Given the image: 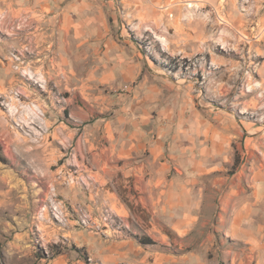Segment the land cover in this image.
<instances>
[{"label": "rangeland", "instance_id": "rangeland-1", "mask_svg": "<svg viewBox=\"0 0 264 264\" xmlns=\"http://www.w3.org/2000/svg\"><path fill=\"white\" fill-rule=\"evenodd\" d=\"M23 1L37 13L0 28V264H230L244 246L213 227L169 231L156 200L125 187L120 117L131 106L169 126L205 116L264 136V0H74L157 78L139 103L106 82L111 40L71 37L56 0H0V17ZM248 149L235 139V164Z\"/></svg>", "mask_w": 264, "mask_h": 264}, {"label": "crops", "instance_id": "crops-1", "mask_svg": "<svg viewBox=\"0 0 264 264\" xmlns=\"http://www.w3.org/2000/svg\"><path fill=\"white\" fill-rule=\"evenodd\" d=\"M56 2L64 8L61 22L66 24L63 28L70 27L71 37L111 40L107 84L127 88L126 94L136 98H129V103L146 99L158 80L148 74L143 61L128 57V48L112 40L117 32L99 31L88 6L80 9L78 1ZM130 108L120 117L124 124L120 134L129 136L130 141L119 152L125 187L142 198L156 200V214L164 216L167 230L181 234L194 227L199 232L213 227L225 240L246 248L226 252L230 264H264V136L251 137L248 131L222 122L211 126L205 116L191 119L185 126L181 120L169 126L164 113L134 117L127 113ZM195 122L196 127L191 126ZM237 137L249 147L245 153L253 156L239 164L234 163L230 150ZM195 138L197 148L193 149L195 145L188 144ZM204 239L207 244L212 240L209 233ZM219 243L224 244L222 236Z\"/></svg>", "mask_w": 264, "mask_h": 264}, {"label": "bare ground", "instance_id": "bare-ground-1", "mask_svg": "<svg viewBox=\"0 0 264 264\" xmlns=\"http://www.w3.org/2000/svg\"><path fill=\"white\" fill-rule=\"evenodd\" d=\"M47 1L48 0H37L36 1V3H34V0H30V2H33L34 4V6L35 5H37L38 3L40 4L41 2L43 3V2H45V4L47 5ZM57 1V0H56ZM13 2H7V3H5V2H3L2 4H1V6L2 5H4V6H7L9 9H8V11L7 12H4V14H5V17L3 16V17H0V28H3V26H4V24L6 23V22H8L9 21V24H13V21H15L16 19H21V16H22V14L21 13H23L24 11L26 12V13H31V15L32 16H34L35 14V12L33 13V12H29L28 10L31 8V7H29V5H27V6H24V1L22 2V3H20L21 4V6H23V7H21V8H19V9H12V6H13ZM52 4V2H50V4L49 5H51ZM53 5V4H52ZM55 5V4H54ZM48 8H50L49 6H47ZM15 8V7H14ZM24 10V11H23ZM50 12H53L51 9H50ZM55 12V11H54ZM37 13V12H36ZM47 13V12H46ZM21 14V15H20ZM60 14V13H59ZM27 16V15H26ZM55 16V15H54ZM53 16V17H54ZM61 16V15H60ZM28 17V16H27ZM22 19H23V17H22ZM21 19V20H22ZM31 20V19H30ZM41 20V19H40ZM61 20V19H60ZM27 21V20H26ZM5 22V23H4ZM33 23V22H32ZM41 23V22H40ZM27 24V23H26ZM8 25V24H7ZM10 26V25H9ZM41 26V25H40ZM5 27H6V24H5ZM26 27H28V26H26ZM25 27V28H26ZM65 29V28H64ZM63 29V30H64ZM3 30V29H2ZM70 30V29H69ZM21 31V30H20ZM6 32V31H5ZM6 34H8V33H6ZM21 33H18V36L17 37H21L22 35H24V34H22V35H20ZM9 35V37H4V40L5 41H3V43H13V42H15V41H18L19 39L16 37V35L14 34V33H12V34H8ZM3 36V35H2ZM52 36H53V38L55 37V34H52ZM28 37V36H27ZM65 38V37H64ZM29 40V39H28ZM68 41V40H67ZM24 42V40H22L21 39V42L20 43H23ZM29 44H28V47H29V49H32V48H35V49H39L40 47H41V45H42V43H43V38H42V36L41 35H39V34H36V35H34L33 37H31V39H30V41L28 42ZM52 43V42H51ZM30 45V46H29ZM4 46H7V45H4ZM9 46V45H8ZM10 48L12 47L11 45L9 46ZM25 48V47H24ZM8 50V49H7ZM32 51V50H31ZM57 58V57H56ZM56 60V59H55ZM51 61H52V59H51ZM57 65V64H56ZM26 74H28V73H26ZM30 74V75H29ZM28 75L29 76H31V73H29ZM261 101V100H260Z\"/></svg>", "mask_w": 264, "mask_h": 264}]
</instances>
